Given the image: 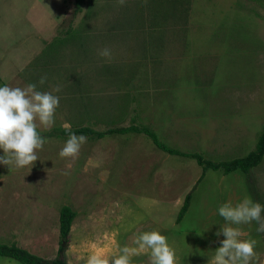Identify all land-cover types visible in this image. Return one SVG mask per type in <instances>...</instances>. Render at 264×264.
<instances>
[{"label":"rangeland","instance_id":"1","mask_svg":"<svg viewBox=\"0 0 264 264\" xmlns=\"http://www.w3.org/2000/svg\"><path fill=\"white\" fill-rule=\"evenodd\" d=\"M128 1L87 0L75 13V0H4V11L14 3L19 12L13 31L9 21L14 53L22 66L28 55L34 56L15 76L18 80L6 84L36 83L42 92L58 86L53 94L60 99L53 126L38 128L47 142L30 170L0 165V243L53 259L60 243L59 211L66 205L77 214L65 255L71 264H86L92 253L111 258L119 246L133 247L134 234L150 230L167 237L178 264H207L224 239L215 235L224 224L217 207L225 201L235 204L244 194L264 205V156L245 176L232 179L238 192L228 198L234 190L231 174L208 170L178 223L184 198L202 175L196 160L160 151L141 133L87 137L75 157L60 158L67 139L63 125L73 132L83 126L97 131L146 126L168 147L212 162L248 155L264 129V0H190L191 30L181 33L182 45L163 58L166 73H159L162 65L131 54L126 45L135 43H120L110 32L126 25L118 6ZM82 24L89 25L81 32L90 31L85 46L67 42L68 49L82 50L78 56L77 49L64 51L45 67V47L54 38L65 39L66 28ZM96 30L106 32L96 36ZM137 33L120 35L132 39ZM105 44L112 55L98 56ZM105 64V73H99L98 66ZM41 76H46L43 85L38 84ZM239 227L241 238L256 241L254 264H264V232L255 231V222ZM132 264H149L147 254L133 255Z\"/></svg>","mask_w":264,"mask_h":264},{"label":"clouds","instance_id":"2","mask_svg":"<svg viewBox=\"0 0 264 264\" xmlns=\"http://www.w3.org/2000/svg\"><path fill=\"white\" fill-rule=\"evenodd\" d=\"M97 55H112L111 46L105 44L97 50ZM45 80L46 76H41L38 84L43 85ZM59 91L57 86L52 92H42L36 83L31 82L24 87L0 84V165L16 169L28 167L30 170L38 159L37 151L47 142L38 128L47 131L53 126L60 99L53 92ZM63 127L67 139L59 149L58 157H75L87 136L84 133L77 135L68 124ZM216 211L224 224L215 235H222L224 239L219 240V246L212 251L207 264H254L256 241L241 238L239 226H251L255 222V231L264 232V216L261 215L264 205L244 194L235 204L230 201L221 203ZM137 254H147L149 264H178L176 250L159 230L134 234L133 247L119 246L118 254L111 258L92 253L87 256L86 264H132V257Z\"/></svg>","mask_w":264,"mask_h":264},{"label":"crops","instance_id":"3","mask_svg":"<svg viewBox=\"0 0 264 264\" xmlns=\"http://www.w3.org/2000/svg\"><path fill=\"white\" fill-rule=\"evenodd\" d=\"M132 1L125 2L122 6H118L119 8H123L122 10L124 14L123 18L126 19L127 21L126 25L114 26V27H121L120 29L111 27L109 28L111 30L110 32L118 36V39L116 40L119 41L120 43L122 42L129 43L128 42L129 40L132 43H135L136 45H131V46L126 45V48L132 49L131 50L132 53L130 52L131 54L133 55L141 54L142 56L145 57V59L153 61L154 65H162L160 66L159 73H166L168 71L167 68L168 63L166 64V62H163V58H165L169 53L174 54L173 50L176 49L177 45H182V38H183L182 36H184V34L187 33L188 30H191L190 29L191 27H189L190 0H141L139 2L138 1L132 2ZM5 7L6 5H4V0H0V84H6L7 81L11 79L18 80V78L16 79L15 76H18L20 74L21 68L26 65H29L31 61L34 59V56H32L33 53L32 55H28L29 57L23 60V66H22V61L19 60L17 55L14 53L17 52L16 50L17 45H15L16 44L15 32L12 31L14 30L15 20L18 17L19 12L16 15L14 10L15 7L14 3H12V8L10 6V3L7 4V9H8L7 11L6 9L4 11ZM11 12H12V18L10 19ZM183 16H185V20L183 19ZM9 21L12 25V31H10ZM85 25L86 26L82 24L80 28L79 27L66 28L63 31V36L65 37V39L54 38V40L51 41V43H49L45 47L44 53L41 56L45 67L48 66V63L52 65L54 63V58L57 55L58 56L62 55L64 51H67V53L68 52L73 53V51L77 49L78 52L76 53V55L78 56L79 52L82 51L78 47H80L81 44L85 46L86 43H84L83 40L85 39L88 40L90 38V36L86 38L87 34L90 31L86 30L85 32H81L82 29L83 28L85 29L89 24H85ZM68 29L72 31L71 34L67 33L66 30ZM104 32L106 31L96 30L93 33L97 34L96 36H98ZM127 32H138V33L132 39H127L125 37L126 35L125 36L120 35L121 33L126 34ZM181 33H183L182 36L180 35ZM34 34L36 35V32ZM121 37L124 38L123 41H120ZM70 39L73 40L74 44L78 46L77 48L75 47L72 49L67 48L68 45L67 42ZM62 45L64 46V48L62 47ZM40 49L41 47L39 48V50ZM9 50L12 51L11 54L9 53ZM35 51L36 48L34 49V52ZM106 65L109 64L98 66L99 73L101 74L105 73ZM173 72L175 74L174 70ZM161 161L163 162V158H161ZM238 174H243V173L237 171L229 175L230 176L229 184L233 187L234 190L228 193L227 198L231 194L238 192L236 191V186L232 185L234 183L232 179ZM197 185L198 182L196 183L195 188L193 187L190 190L192 192V198H191L189 210L192 207L193 195L198 187ZM202 201H204L203 198H201L199 202L201 203ZM3 258H5L6 260L1 261L0 264H14L13 262H10V260L12 259L7 260L9 258L6 257ZM54 258H56V256ZM45 259H49V258H45ZM67 261L68 264H71L68 256H67Z\"/></svg>","mask_w":264,"mask_h":264},{"label":"trees","instance_id":"4","mask_svg":"<svg viewBox=\"0 0 264 264\" xmlns=\"http://www.w3.org/2000/svg\"><path fill=\"white\" fill-rule=\"evenodd\" d=\"M87 0H75V13L82 11V7ZM68 34H71V30H66ZM76 134L84 133L91 139H102L109 134H126V133H141L148 136L154 145L165 153L170 155L186 157L196 160L199 166L202 167V175L198 183L205 176L207 170H222L225 175L234 172L248 173L251 169L257 167L263 160L264 156V129L262 130L256 148L248 155L234 159L227 162H212L206 160L199 153H187L177 149H173L162 143L157 134L146 126L130 125L128 127H114L108 128L105 131H97L91 126H83L75 130ZM65 133V130L63 131ZM192 198V192L190 191L184 198L182 206L177 215V222L180 223L189 211L190 203ZM76 212L70 206H63L59 211V237L60 243L58 247L57 256L54 259H45L41 256L31 253L25 248L19 247L17 244H5L0 243V256L6 257L19 262L20 264H68L65 258L70 232L73 222L76 218Z\"/></svg>","mask_w":264,"mask_h":264}]
</instances>
